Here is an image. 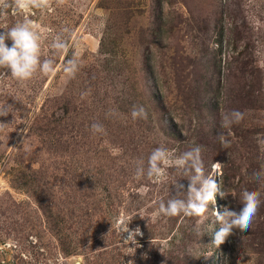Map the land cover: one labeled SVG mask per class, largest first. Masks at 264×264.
Segmentation results:
<instances>
[{
  "label": "rangeland",
  "instance_id": "rangeland-1",
  "mask_svg": "<svg viewBox=\"0 0 264 264\" xmlns=\"http://www.w3.org/2000/svg\"><path fill=\"white\" fill-rule=\"evenodd\" d=\"M13 3L0 0V31L34 21L57 71L0 76V106H11L0 117V264H264V0H49L28 13ZM73 56L79 70L66 74ZM134 105L147 118L133 119ZM233 109L244 120L222 127ZM196 145L209 171L221 163L227 197L210 209L261 194L249 230L219 246L211 214L198 224L159 212L177 180L188 184L175 157ZM161 146L165 174L137 176ZM125 226L143 236L126 241Z\"/></svg>",
  "mask_w": 264,
  "mask_h": 264
},
{
  "label": "clouds",
  "instance_id": "clouds-1",
  "mask_svg": "<svg viewBox=\"0 0 264 264\" xmlns=\"http://www.w3.org/2000/svg\"><path fill=\"white\" fill-rule=\"evenodd\" d=\"M49 0H14L13 11L28 13L33 8L47 7ZM11 41V44H8ZM41 36L34 21L25 19L11 28L0 31V69L7 71L0 72V76H10L20 81H27L39 70L43 74L54 75L57 71L55 61L50 58L41 59ZM51 47L58 53L65 52L69 44L61 36H57ZM79 65L75 56L66 61L63 71L66 74L75 75ZM11 106H0V117H7ZM133 119L147 118L146 109L142 105H134L131 110ZM245 118V113L233 109L229 113H222L221 126L228 128L233 124H239ZM9 124L0 122V132L7 130ZM93 133H103L104 127L99 123L91 125ZM219 139L225 147L229 141L221 134ZM169 163V150L166 147L155 148L148 157L147 169L138 166L137 176H144L149 179H159L165 174L164 164ZM177 171L188 181L187 186L177 180L173 187L175 195H172L167 202L159 203V212L168 217L183 214L188 217H198L197 223H203L211 214L215 217V223L219 228L214 232V243L219 246L229 236L236 234V231L247 232L256 217L262 201L258 191L242 190L240 204L243 206L239 211H234L230 206L212 210L210 205L216 204V198L226 199L227 193L223 190L221 182L216 178L215 170L221 167V163L211 164L212 171L205 165L202 147L196 145L189 150L175 157L173 161ZM259 178V174H254ZM127 233L125 240H134L136 236H143L139 227L130 230L129 226L124 229ZM199 234V233H198Z\"/></svg>",
  "mask_w": 264,
  "mask_h": 264
}]
</instances>
